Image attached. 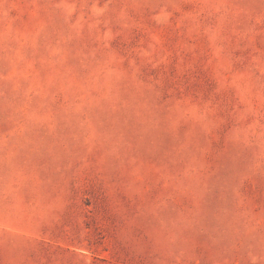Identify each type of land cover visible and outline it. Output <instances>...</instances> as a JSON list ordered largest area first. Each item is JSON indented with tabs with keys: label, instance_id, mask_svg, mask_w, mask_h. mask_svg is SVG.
I'll return each mask as SVG.
<instances>
[{
	"label": "rangeland",
	"instance_id": "obj_1",
	"mask_svg": "<svg viewBox=\"0 0 264 264\" xmlns=\"http://www.w3.org/2000/svg\"><path fill=\"white\" fill-rule=\"evenodd\" d=\"M0 264H264V0H0Z\"/></svg>",
	"mask_w": 264,
	"mask_h": 264
}]
</instances>
